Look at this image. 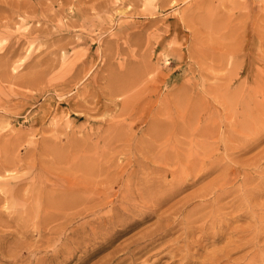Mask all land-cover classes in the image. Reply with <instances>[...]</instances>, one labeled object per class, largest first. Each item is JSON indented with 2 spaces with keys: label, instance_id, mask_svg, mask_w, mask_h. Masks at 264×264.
<instances>
[{
  "label": "rangeland",
  "instance_id": "rangeland-1",
  "mask_svg": "<svg viewBox=\"0 0 264 264\" xmlns=\"http://www.w3.org/2000/svg\"><path fill=\"white\" fill-rule=\"evenodd\" d=\"M0 66V264H153L147 255L155 248L122 257L130 237L156 216L136 226L126 224L124 214L112 226L96 225L112 206L120 208L119 170L163 149L167 137L155 140L149 133L166 118L183 126L165 148L180 147L179 159L189 163L204 151L214 165L199 178L185 176V186L159 211L224 172L227 188L237 190L221 203H238L242 171L250 176L246 190L264 186V0H0ZM126 103L138 109L128 116ZM117 125L126 137L117 135ZM252 157L258 169H244ZM96 181H114L112 192L100 209H89L82 186ZM75 183L78 193L71 192ZM212 199L196 198L189 207ZM250 204L249 225L264 239V192ZM168 261L163 256L155 264Z\"/></svg>",
  "mask_w": 264,
  "mask_h": 264
},
{
  "label": "bare ground",
  "instance_id": "bare-ground-1",
  "mask_svg": "<svg viewBox=\"0 0 264 264\" xmlns=\"http://www.w3.org/2000/svg\"><path fill=\"white\" fill-rule=\"evenodd\" d=\"M208 11H206V14H207ZM197 20H198V18H197ZM208 21H209V19L207 20V22ZM77 22H80V21H77ZM5 23H7V22H5ZM33 30H35V29H33ZM90 30H92V29H90ZM117 31H118V29H117ZM93 34H94V32H93ZM124 38H126V37H124ZM119 39H121V38H119ZM112 40H113V38H112ZM108 44H106V46ZM109 45H111V44H109ZM102 49H104V48H102ZM107 49L108 48H106V50ZM74 54H76V53H74ZM102 59H104V58H102ZM2 66H0V67H2ZM140 68H142V67H140ZM127 73H128V71H127ZM4 74H5V72H4ZM11 75H12V73H11ZM4 77H6V75ZM8 77H9V75H8ZM15 77H16V75H15ZM127 77H126V79H127ZM138 77H140V76L138 75ZM142 80H144V79L142 78ZM2 81H3V79H2ZM126 82H124V84H126ZM141 84H142V82H140V85ZM146 85H147V83H146ZM143 86H145V84H143ZM141 90H143V87L141 88ZM118 91H120V90H118ZM144 93H146V91H144ZM93 100H95V99H93ZM104 100H106V99H104ZM101 101H103V100H101ZM106 101H109V100H106ZM165 102L166 101H164V103ZM97 103H99V102H97ZM109 103H111V102H109ZM129 104L130 103H126V105L124 104L123 105L124 106V109L122 110V113H126L127 112L126 114H128V116L132 112H134L135 110L138 109V105L136 103L135 104L132 103L130 106H129ZM98 105L100 106V104H98ZM221 105H222V103H221ZM191 108L193 109V107H191ZM229 111H230V109H229ZM180 112H181V110L179 109V113ZM194 112H195V110H194ZM227 112H225V113H227ZM163 114H165V113H163ZM230 114H232V113H230ZM257 114H258V111H257ZM149 116H150V113H149ZM180 116L181 115H179V117ZM191 118H192V115H191ZM181 122H182V119H181ZM122 123H124V122L122 121ZM186 123H187V121H186ZM206 123H208V122H206ZM240 124H242V123H240ZM153 125L158 130H155V129L152 128V132L149 133V134H151L154 137L155 140L163 139V138L167 137L165 139V142H161V145H163V149H160L159 150V148H158L159 145H158L157 148H158L159 151L158 152L151 153V154L150 153L149 154H146L148 156H146L144 158V160L139 161L138 164H136V167H135V165H133L131 168H128L127 170H121V169L119 170V172H118L117 175L119 176L120 179L118 180L117 184H118V190H121L122 189L121 190L122 191V194L120 193L121 194L120 198H122V200H120V202H121L120 203V208H118L119 206H112L110 209H108L107 212H105V213H103L102 215L99 216L100 222L96 225V227H98V225H102V224L103 225H107L106 223H103V222H108V223H111V226H112V224H113L112 221L114 219H122V215L123 214L126 216V218H129V220L126 221V224H131V226L132 225L133 226H136V224L138 222H144L147 219L152 218L153 216H156L157 217L156 220L153 223H151V224L143 227L136 234H134L133 237L131 236L130 239H129V241H128L129 243L125 247L123 246L124 249H123V247L121 248V249L124 250V254H125L122 257V261L125 260V258L132 259L134 255L140 254V253H142L146 249H148V251H150L151 249H154L155 248L153 251H151L149 253V255H147V258L154 257V259H152L153 260L152 261L153 264H155L156 262H158L163 256L167 257L168 260H169L168 263H171V264H173V263L174 264H260V262L258 260H261L262 259L259 256V254L261 253L259 250H260L261 245L262 244L264 245V239L262 238L263 231L260 228H255L252 225H249L248 219H249V210H250V207H251L250 199L253 197V195L256 196L258 193L264 192V186H256V187H253L250 190H246L247 188H246L245 182L249 181V179H250L249 177L250 176L248 175V172L242 171V174L243 175H242V177H239L240 181L238 183V186L240 187V193L237 195V201H238V203L236 204L232 200H230V201L227 200L229 202H225L224 201V202L221 203V201L223 200V196L225 194L231 193L233 190L234 191L237 190V186H235V188L234 187L233 188L232 187L227 188V186L230 184L231 181L228 180V175H227V173L224 172L223 175H222V178L220 176L221 179L219 181H218V178L212 179V182H213V180L217 179L216 181H214L215 184H211L212 182H209L208 184L205 183V186L202 185L203 187H201L200 189H197L195 193L190 194V195H188V196H186V197H184L182 199H179V200L175 201L174 203L170 204L166 209H163L162 211H159L160 207L164 204V202L166 200L169 199V196L170 195H173V194L177 193L178 190H180L181 188H183L185 186V181L186 180L185 181H182L185 178V176H186L185 179H187V177L190 176V175H192V176H198V178H199L200 176H202V175H204L206 173H209L211 167L214 165V163H213L214 161H213V159H212V161L210 159H208L209 156L202 157L203 156L202 153L204 151L199 156H197L199 153L197 155L195 154L194 156L192 155L191 157H196V159L193 162H191V163L181 161L179 159V155L181 154L180 151H182V150H180V151L178 150V148H180V147H178V146L177 147L176 146H171L172 148L169 149L168 147L165 148L164 146L168 145L167 144V141L169 140V138L171 137V135L174 134V130H177L176 128L180 129V127H182L183 125L182 126L179 125L180 126L179 127L178 125H176L175 123H173L172 121H170L169 118L168 119L166 118V121L160 122V124H159V122H157L156 125L155 124H153ZM191 125H193V124H190V127H191ZM187 126H188V124H187ZM187 126H185V127L187 128ZM231 126L228 125V127H231ZM119 127L120 126H118V129L116 131V132H118L117 135H119V136H125L124 135L125 134V131L123 132L122 131L123 129L122 128H119ZM235 130L238 133V130L239 129L237 130L235 128ZM240 131H241V129H240ZM177 132H175V133H177ZM146 133H145V135H146ZM104 134L105 133H103L102 135H104ZM178 134H180V133L178 132ZM245 134H247V132H245ZM166 135H168V136H166ZM97 136L99 137V135H97ZM146 136H148V135H146ZM148 137H150V135ZM184 137L186 138V136L183 135V140H184ZM186 139H189V138H186ZM6 141H7V139H6ZM193 141H194V139H193ZM193 141H192L191 144H193ZM12 142H11V144H12ZM53 142H54V140H53ZM118 142H120V140ZM194 142H196V141H194ZM149 144H150L149 143V140H147L145 142V145H147L146 148L148 147ZM191 144L188 143L189 146H191ZM176 145H178V144H176ZM229 145L230 144H228V147H229ZM14 146H15V144H14ZM19 147H18V150H19ZM41 147L43 148V146H41ZM10 148H11V146H10ZM44 148H43V150H44ZM229 149H230V147H229ZM45 150H46V148H45ZM141 151H143V150H141ZM189 152H187V153H189ZM205 152L208 153V151H205ZM84 153H83V155H84ZM90 153H88V154H90ZM187 153L185 151V154H187ZM194 153H196V152H194ZM15 154H16V152H15ZM142 154H144V153H142ZM72 155H73V153H72ZM91 155H92V153H91ZM75 156H77V155H75ZM188 156H190V155H188ZM188 156H185L187 158L184 161H187L188 160ZM6 158H8V156ZM73 159L75 160V157ZM73 159H71V161ZM10 160H12V159H10ZM3 163L1 162L2 165H3ZM6 163H4V164H6ZM12 164L13 163H11V165ZM171 164H174V165L176 164V167L177 168H172V166L170 167ZM242 164H243V168L244 169L247 168L250 165H254V167H255L254 169H258V165L256 164V157H252L250 160H247L246 159ZM65 165H66V163H65ZM6 166H8V165L6 164ZM53 166H52V168H53ZM30 169H31V167H30ZM145 169H150V172L147 171V173H146ZM100 170L101 169H99L98 171H100ZM189 170H190V172H189ZM142 171H145V172H142ZM186 171H188V172H186ZM140 173L143 174V175L139 176ZM5 174H3V175H5ZM11 175H12V173H11ZM169 175L171 177L168 180L167 176H169ZM21 176H18V177H21ZM23 176H24V174H23ZM58 177H56V178H58ZM6 178H8V176ZM30 178L31 177H29V179ZM15 180H17V176L15 177ZM95 180H96V178H95ZM120 180H122L124 183L119 182ZM231 180H233V178ZM22 181H24V180H22ZM27 181H28V179H27ZM30 181H32V179ZM13 182H15V181L13 180ZM62 182H63V180H62ZM64 183H66V182H64ZM112 183H114V181H109V182H106V183H104V181H102V182L96 181L92 186H90V185L82 186L84 192H89V195L87 194L88 196H86L84 198V203L83 204L87 205L89 203V205H88L89 209H94V208H97V207L100 209V207L103 204L104 198H106L108 196V191L109 192H112V191H110L108 189V186L110 184H112ZM117 184H115V185L117 186ZM53 185H51V186H53ZM7 186H9V185H7ZM7 186H6V188H7ZM3 187H4V185H3ZM55 189H58V188L56 187ZM79 189H80V186L75 183V184L72 185L71 192L78 193V190ZM9 192H10V190H9ZM5 193H6V191H5ZM209 196H213V199L212 200H207L206 203H203V204H200L199 203V204L193 205L192 207H189V202L190 201L192 203V200H194L196 198H204V197H209ZM234 198L235 197H233V199ZM59 200H60V198H59ZM110 201H108V202L110 203ZM231 201H232V203H231ZM24 204H26V203H24ZM110 204H112V201H111ZM221 208H227V209L229 208V209H231L230 214L229 213H225L224 214L223 213L224 211L221 212L219 210ZM112 210H114V211H112ZM234 210L237 211L235 214L233 213ZM73 212H74V210H73ZM85 212H86V210H85ZM65 213L67 214V212H65ZM25 214H24V216H26ZM69 216H71V215L69 214ZM76 216H78V215H76ZM61 217L64 218L65 216L64 217L61 216ZM26 219H27V217H26ZM130 219H132L133 221H130ZM55 220H56V218H55ZM242 220L245 221V223H242V224L239 223V224H237L238 222H240ZM232 222L233 223L236 222V224H234V226L232 224V226H231V223ZM221 227H226V229L228 230V232L225 233V232H220V231H217L216 230L217 228H221ZM92 231H93V229H92ZM92 234H93V232H92ZM16 239H18V237ZM261 239H262V242H260ZM218 242H223V244L221 243L222 244V245L220 244L221 246H219V245L217 246L216 243H218ZM209 246H212V248L207 250V247H209ZM202 252H204V254ZM239 253H241V254L239 255ZM236 254H238V256H234ZM144 259H146V258H144Z\"/></svg>",
  "mask_w": 264,
  "mask_h": 264
}]
</instances>
